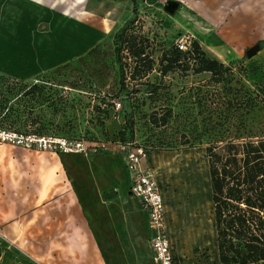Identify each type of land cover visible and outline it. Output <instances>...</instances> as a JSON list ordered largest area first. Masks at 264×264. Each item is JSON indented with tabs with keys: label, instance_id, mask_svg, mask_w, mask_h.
I'll list each match as a JSON object with an SVG mask.
<instances>
[{
	"label": "rangeland",
	"instance_id": "rangeland-1",
	"mask_svg": "<svg viewBox=\"0 0 264 264\" xmlns=\"http://www.w3.org/2000/svg\"><path fill=\"white\" fill-rule=\"evenodd\" d=\"M26 1L29 2L19 1V5L23 7ZM167 1L136 0L119 4L133 8L128 21L133 22L127 36L147 40L154 61L149 73H142L134 80L129 77L132 59L121 52L119 56L124 63L121 82L115 62L114 29L94 53L88 54L97 45L72 43L52 49L48 45V50L45 48L36 55L34 46L26 42L20 47L28 59L22 65L10 58H0V77L14 79L9 80L12 83L9 85L0 78V127L40 136L114 139L127 137L125 119L131 117L132 142L153 147L146 164L154 171L163 195L167 233L177 252L178 264H212L216 246L205 156L210 136L203 131L210 116L211 76L193 74L191 64L189 68L182 64L162 74L165 64L161 59L169 56L181 35H187L208 56L230 67L226 76L232 79L231 87L243 85L258 95L254 110L242 117L246 127L240 134L256 136L264 125V43L260 44L264 41V26L236 22L234 2L218 12V9L204 10L194 0H174L180 1L181 7L169 15L164 10ZM70 5L73 12L54 24L56 33L59 25L74 17L75 0ZM17 12L16 8L11 12L5 22L7 27L14 26ZM204 19L211 27L199 23ZM38 30L48 32L49 27L44 24ZM72 30L68 28L66 34L69 36ZM42 38L44 35L40 34L38 41ZM254 44L259 46L258 53L246 57V49ZM6 49L10 50V46ZM43 55L49 58L46 65L39 63ZM60 67L63 68L56 71ZM33 85L37 89L29 92ZM114 103H120V108L116 109ZM153 111L167 119L164 126L161 122L157 127L150 123L149 115ZM185 140L189 142L186 145ZM126 188L123 162L114 155H54L7 144L0 147V201L12 193L15 198L19 194L21 200L28 196H35L37 201L47 200L56 216L53 229L58 225L64 228L62 221L70 209L62 203L70 204L74 195L78 198V189L80 194H90L94 201L106 205L111 194L117 196L120 191L123 196ZM41 228L44 229L43 224ZM27 232L22 223L8 226L0 222V235L5 237H0L2 249L11 251L19 246L26 252L31 246ZM39 240L42 244L44 239Z\"/></svg>",
	"mask_w": 264,
	"mask_h": 264
},
{
	"label": "crops",
	"instance_id": "crops-1",
	"mask_svg": "<svg viewBox=\"0 0 264 264\" xmlns=\"http://www.w3.org/2000/svg\"><path fill=\"white\" fill-rule=\"evenodd\" d=\"M19 1L0 0V58H10L22 65L28 60L20 48L26 42L34 46L36 55L47 49L48 45L52 49V46L72 43L91 47L101 44L113 29L117 32L131 20L133 8L129 6L127 9L119 4L136 0H75L74 17L71 16L68 22L59 25L57 33L53 26L58 19L62 21L64 15L73 12L70 5L72 0H29L23 7ZM194 1L204 10L218 9V12L223 6L234 2L237 8L236 22L264 26V0ZM15 8L18 10L16 22L10 28L5 22ZM205 19L199 23L211 27ZM44 24L48 25V32L38 30ZM73 24L72 27L68 26ZM68 28H74L69 36L66 34ZM40 34L44 38L38 41ZM262 43L264 41H260ZM9 46L11 51L6 49ZM39 63L46 65L49 58L43 55ZM5 145L1 144L0 147ZM114 156L123 162L120 156ZM124 170L127 185L125 195L121 196L120 191L117 196L112 195L111 189H108L111 195L108 203L103 205L94 201L90 194H80L78 189V198L74 195L70 204L62 203L70 209L62 221L64 228L60 225L52 228L56 216L47 200L37 201L35 196L21 200L20 195L15 198L14 193L1 197L0 222L8 226L22 223L23 227L28 228L27 236L31 246L24 252L19 246L10 251L2 249L0 245V264H153L148 244L151 232L147 215L139 201L129 194V176L125 166ZM42 224L44 229L41 228ZM0 237L5 238L2 235ZM41 237L44 239L42 244L39 240ZM54 238H61L62 241H52ZM175 253L177 256L176 250ZM215 257L212 264H220L216 249ZM26 259L27 262L24 261Z\"/></svg>",
	"mask_w": 264,
	"mask_h": 264
},
{
	"label": "trees",
	"instance_id": "trees-1",
	"mask_svg": "<svg viewBox=\"0 0 264 264\" xmlns=\"http://www.w3.org/2000/svg\"><path fill=\"white\" fill-rule=\"evenodd\" d=\"M130 24L113 35L117 45L114 50L115 62L120 70L121 82L124 81V63L119 56L121 52L132 59L133 67L129 75L132 80L142 73H149L154 66L148 51V41L127 36ZM191 49L192 54L188 57L173 48L168 57L163 56L161 59V63L165 64L161 73L171 72L182 64L189 68L191 64L193 74L209 73L211 76L208 82L211 87L210 116L203 131L210 136L206 142L205 156L218 261L220 264H264V125L259 135H240L246 127L242 117L254 110L253 103L258 95L243 85L231 87L232 79L226 76L230 67L208 56L196 40L191 42ZM97 50L98 45L88 54ZM0 78L9 85L14 80ZM36 89L37 86L33 85L28 91ZM165 112L169 117L172 116L170 110ZM236 116L239 118L235 119ZM130 118L125 119L129 132L127 137L119 138L123 141H132L133 138V122ZM149 121L157 127L160 122L164 126L167 119L163 115L158 117V111H153ZM188 143L187 140L183 142L185 145ZM142 146L153 150L150 145Z\"/></svg>",
	"mask_w": 264,
	"mask_h": 264
},
{
	"label": "built area",
	"instance_id": "built-area-1",
	"mask_svg": "<svg viewBox=\"0 0 264 264\" xmlns=\"http://www.w3.org/2000/svg\"><path fill=\"white\" fill-rule=\"evenodd\" d=\"M191 39L181 35L174 48L186 56L192 54ZM120 108V103H114ZM0 144L19 147L28 151L50 152L54 155L91 154L117 155L123 159L129 176V194L139 201L147 215L151 232L148 244L153 264H177V256L167 233L165 204L154 171L147 166L150 147L135 141L107 138L90 140L85 138H65L55 135L40 136L0 127Z\"/></svg>",
	"mask_w": 264,
	"mask_h": 264
},
{
	"label": "water",
	"instance_id": "water-1",
	"mask_svg": "<svg viewBox=\"0 0 264 264\" xmlns=\"http://www.w3.org/2000/svg\"><path fill=\"white\" fill-rule=\"evenodd\" d=\"M179 8V3L174 0H168L164 5V10L169 14L173 15ZM259 46L256 44L245 51V55L251 58L257 54Z\"/></svg>",
	"mask_w": 264,
	"mask_h": 264
}]
</instances>
